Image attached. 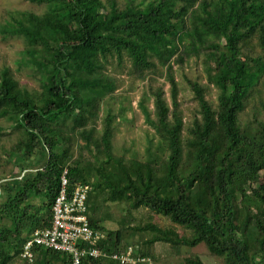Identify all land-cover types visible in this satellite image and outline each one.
I'll list each match as a JSON object with an SVG mask.
<instances>
[{
  "label": "trees",
  "instance_id": "16d2710c",
  "mask_svg": "<svg viewBox=\"0 0 264 264\" xmlns=\"http://www.w3.org/2000/svg\"><path fill=\"white\" fill-rule=\"evenodd\" d=\"M28 1L43 11L0 23L38 85L0 68V264L70 263L38 245L22 256L50 226L64 169L67 198L89 186L105 253L80 264H130L111 257L128 247L135 264H203L188 251L198 244L223 264H264V0ZM123 74L136 84L122 87ZM137 113L142 149L117 147Z\"/></svg>",
  "mask_w": 264,
  "mask_h": 264
},
{
  "label": "built area",
  "instance_id": "2783aa9c",
  "mask_svg": "<svg viewBox=\"0 0 264 264\" xmlns=\"http://www.w3.org/2000/svg\"><path fill=\"white\" fill-rule=\"evenodd\" d=\"M60 182V193L53 205L50 226L35 228L30 233L23 244L22 256H30L33 245L68 253L71 258L69 264H80L81 259L86 256L98 258L105 255L95 245L99 233L90 226L86 215L88 184H77L72 190L71 197L67 198L65 169L60 176ZM85 242L87 245L81 246ZM131 250V247H128L124 253L112 254L111 257L121 263L135 264L136 260L130 259Z\"/></svg>",
  "mask_w": 264,
  "mask_h": 264
},
{
  "label": "rangeland",
  "instance_id": "374dc122",
  "mask_svg": "<svg viewBox=\"0 0 264 264\" xmlns=\"http://www.w3.org/2000/svg\"><path fill=\"white\" fill-rule=\"evenodd\" d=\"M121 3L123 0H118ZM32 10L35 12H42L44 7L42 5H37L31 3L28 0H0V23L8 18V12L11 10ZM22 48V41L19 38L7 37L2 38L0 35V68L3 66H8L10 72L14 78L18 81L20 86L26 87L28 89H35L38 87L36 80L32 77V74L28 70L18 69L16 64V59L20 56V49ZM200 63L197 66L187 67V74L195 76L198 71L200 72ZM202 75V74H201ZM122 87L133 86V83L129 76L123 74ZM135 104V101H133ZM126 116L131 117V113L127 111ZM145 139V127L143 126L141 114H136V121L122 122L120 127V132L117 134L114 140L117 147L121 145L134 144L138 149H142V144ZM114 215H118L120 212V207L113 204L110 210ZM159 226L164 228H174L178 233L186 232V229L179 225L172 224L167 218L156 215L154 218ZM183 251H187V247L182 248ZM195 253L203 262V264H223L221 258L210 256L203 244H198L197 246L191 248L190 250ZM184 256H190V253H184ZM182 257V256H181ZM178 256H162L156 261L153 260L148 262V264H180L182 258Z\"/></svg>",
  "mask_w": 264,
  "mask_h": 264
}]
</instances>
